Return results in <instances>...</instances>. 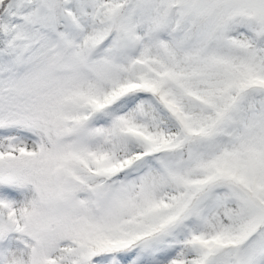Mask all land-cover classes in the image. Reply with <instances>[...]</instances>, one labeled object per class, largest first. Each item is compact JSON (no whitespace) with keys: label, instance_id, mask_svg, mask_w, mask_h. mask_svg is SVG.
Wrapping results in <instances>:
<instances>
[{"label":"snow or ice","instance_id":"obj_1","mask_svg":"<svg viewBox=\"0 0 264 264\" xmlns=\"http://www.w3.org/2000/svg\"><path fill=\"white\" fill-rule=\"evenodd\" d=\"M0 264H264V0H0Z\"/></svg>","mask_w":264,"mask_h":264}]
</instances>
